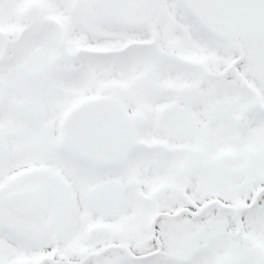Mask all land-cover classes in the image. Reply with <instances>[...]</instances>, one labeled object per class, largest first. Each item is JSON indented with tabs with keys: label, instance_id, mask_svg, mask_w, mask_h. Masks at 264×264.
Segmentation results:
<instances>
[{
	"label": "snow or ice",
	"instance_id": "snow-or-ice-1",
	"mask_svg": "<svg viewBox=\"0 0 264 264\" xmlns=\"http://www.w3.org/2000/svg\"><path fill=\"white\" fill-rule=\"evenodd\" d=\"M0 264H264V0H0Z\"/></svg>",
	"mask_w": 264,
	"mask_h": 264
}]
</instances>
